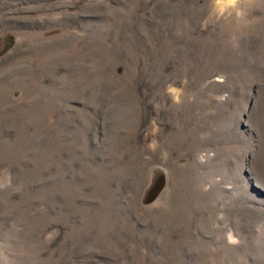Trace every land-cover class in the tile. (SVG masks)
<instances>
[{
  "label": "rangeland",
  "instance_id": "374dc122",
  "mask_svg": "<svg viewBox=\"0 0 264 264\" xmlns=\"http://www.w3.org/2000/svg\"><path fill=\"white\" fill-rule=\"evenodd\" d=\"M0 264H264V0H0Z\"/></svg>",
  "mask_w": 264,
  "mask_h": 264
}]
</instances>
